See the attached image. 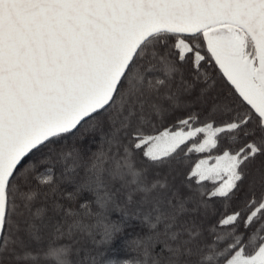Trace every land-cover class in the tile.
Here are the masks:
<instances>
[{"label":"snow or ice","instance_id":"1","mask_svg":"<svg viewBox=\"0 0 264 264\" xmlns=\"http://www.w3.org/2000/svg\"><path fill=\"white\" fill-rule=\"evenodd\" d=\"M133 225L106 264H264V0H0V264Z\"/></svg>","mask_w":264,"mask_h":264},{"label":"trees","instance_id":"2","mask_svg":"<svg viewBox=\"0 0 264 264\" xmlns=\"http://www.w3.org/2000/svg\"><path fill=\"white\" fill-rule=\"evenodd\" d=\"M66 144H72L75 142V137H68L65 141ZM213 155L218 154V152H213ZM204 154H192L190 157V160L192 163H195V161ZM210 186V185H209ZM114 219L119 218V214H114ZM137 231V228L133 225L130 228H126L124 234L119 236L116 240H114L111 244H109L107 247H100L97 248L96 251L100 253L101 256L104 257V264L108 261V259H123L127 256L131 255L129 250L127 249L125 245V240L128 238H131V235ZM76 259H80V257H76ZM99 260V257H97Z\"/></svg>","mask_w":264,"mask_h":264},{"label":"rangeland","instance_id":"3","mask_svg":"<svg viewBox=\"0 0 264 264\" xmlns=\"http://www.w3.org/2000/svg\"><path fill=\"white\" fill-rule=\"evenodd\" d=\"M202 157H203V155H202V156H200L198 159H200V158H202ZM198 159H197V160H198ZM197 160H196V161H197ZM196 161H195V162H196Z\"/></svg>","mask_w":264,"mask_h":264}]
</instances>
